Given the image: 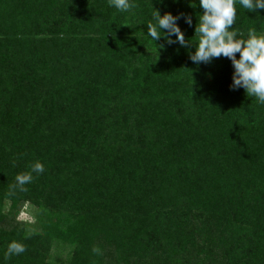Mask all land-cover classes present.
I'll return each mask as SVG.
<instances>
[{"label": "trees", "instance_id": "1", "mask_svg": "<svg viewBox=\"0 0 264 264\" xmlns=\"http://www.w3.org/2000/svg\"><path fill=\"white\" fill-rule=\"evenodd\" d=\"M135 3L0 0L3 264H55L62 245L65 264H264V105L230 90L227 58L189 59L198 0ZM236 7L232 27L264 35V10ZM153 10L190 16L191 44L152 42ZM12 240L27 250L4 261Z\"/></svg>", "mask_w": 264, "mask_h": 264}, {"label": "clouds", "instance_id": "2", "mask_svg": "<svg viewBox=\"0 0 264 264\" xmlns=\"http://www.w3.org/2000/svg\"><path fill=\"white\" fill-rule=\"evenodd\" d=\"M198 2L203 14L199 15V24L195 27L198 43L189 59L194 64H207L215 58H227L233 67L230 90L242 88L249 97H255L258 104L264 105V35H257L256 29H249L247 36L244 37L243 33L232 27L237 18V4L248 12H253L264 10V0H198ZM109 6L118 12H130L137 7L135 0H109ZM181 18L187 25H192L190 16L181 17L179 14L173 16L170 13L161 16L158 11L153 10L152 20L146 25V36L150 37L152 42L163 38L168 45L179 44L182 47L190 45L178 26L177 21ZM160 47L163 48V45ZM237 53L239 58L236 56ZM30 168V171L16 175L15 182L10 188V195L17 190L26 192V185L32 183L35 178L33 174L39 175L45 171L40 161L34 162ZM26 250L24 243L12 240L7 245L3 259L7 261L13 256L25 253ZM91 251L100 254L98 247L94 246ZM0 264L3 262L0 261Z\"/></svg>", "mask_w": 264, "mask_h": 264}, {"label": "rangeland", "instance_id": "3", "mask_svg": "<svg viewBox=\"0 0 264 264\" xmlns=\"http://www.w3.org/2000/svg\"><path fill=\"white\" fill-rule=\"evenodd\" d=\"M33 208L28 204H24L18 211V220L25 224L26 227L33 225ZM72 209L65 208L61 212V217L66 216ZM71 254V248L66 245H62L60 248L53 247L49 249L47 253V259H50L55 264H65L66 259Z\"/></svg>", "mask_w": 264, "mask_h": 264}]
</instances>
